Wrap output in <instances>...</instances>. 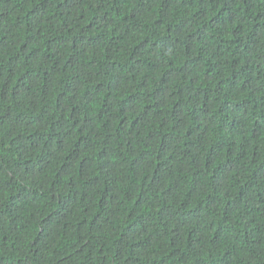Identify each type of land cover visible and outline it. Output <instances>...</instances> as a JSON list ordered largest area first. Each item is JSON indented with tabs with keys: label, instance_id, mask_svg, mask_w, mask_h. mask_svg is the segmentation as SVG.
<instances>
[{
	"label": "trees",
	"instance_id": "1",
	"mask_svg": "<svg viewBox=\"0 0 264 264\" xmlns=\"http://www.w3.org/2000/svg\"><path fill=\"white\" fill-rule=\"evenodd\" d=\"M0 264H264V0H0Z\"/></svg>",
	"mask_w": 264,
	"mask_h": 264
}]
</instances>
